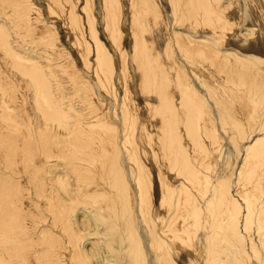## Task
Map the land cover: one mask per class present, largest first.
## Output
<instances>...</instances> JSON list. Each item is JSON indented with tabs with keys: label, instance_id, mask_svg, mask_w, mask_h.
I'll return each instance as SVG.
<instances>
[{
	"label": "bare ground",
	"instance_id": "bare-ground-1",
	"mask_svg": "<svg viewBox=\"0 0 264 264\" xmlns=\"http://www.w3.org/2000/svg\"><path fill=\"white\" fill-rule=\"evenodd\" d=\"M95 4L0 0V264H264V0Z\"/></svg>",
	"mask_w": 264,
	"mask_h": 264
},
{
	"label": "rangeland",
	"instance_id": "rangeland-1",
	"mask_svg": "<svg viewBox=\"0 0 264 264\" xmlns=\"http://www.w3.org/2000/svg\"><path fill=\"white\" fill-rule=\"evenodd\" d=\"M95 6H96V9L100 12V10H101V8H102V0H95ZM40 6H41V4H40ZM41 7H43L44 8V11L46 10V6H41ZM45 12H47V10L45 11ZM53 20V17H51L50 16V19L49 18H47L46 19V21H48V23H50L52 20ZM97 27H98V30H99V32H100V34L102 35L101 36V39L103 40L104 38V35H103V29H104V27H103V23H102V21H101V17H99V19H98V21H97ZM62 34H63V36H64V33H63V31L61 32ZM65 38V37H64ZM128 44H130V42H129V40H127V45ZM0 65H2V62H1V59H0ZM2 69H4V67L2 66ZM6 72H7V70H5Z\"/></svg>",
	"mask_w": 264,
	"mask_h": 264
}]
</instances>
